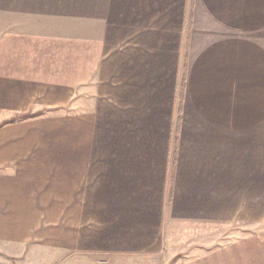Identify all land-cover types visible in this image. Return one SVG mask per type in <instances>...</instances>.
Listing matches in <instances>:
<instances>
[{
	"label": "crops",
	"instance_id": "0c3cea01",
	"mask_svg": "<svg viewBox=\"0 0 264 264\" xmlns=\"http://www.w3.org/2000/svg\"><path fill=\"white\" fill-rule=\"evenodd\" d=\"M0 247L264 264V0H0Z\"/></svg>",
	"mask_w": 264,
	"mask_h": 264
},
{
	"label": "rangeland",
	"instance_id": "374dc122",
	"mask_svg": "<svg viewBox=\"0 0 264 264\" xmlns=\"http://www.w3.org/2000/svg\"><path fill=\"white\" fill-rule=\"evenodd\" d=\"M231 227V226H230ZM227 227H223V229H220L219 230V237H216V238H214V240H213V244H218L219 242L220 243H223L222 241H224L225 242V240H227L228 239V235L226 236H223L226 232H227ZM215 234H217L216 232H215ZM220 238V239H219ZM197 244H200V243H197ZM10 251V250H9ZM13 256V257H12ZM15 256L14 255H12V254H9V252L5 249V248H2V247H0V264H21L18 260L17 261H15L14 258ZM25 259V257L23 258V260ZM173 261H175V260H173ZM25 262V261H24ZM26 262L27 263H30L31 261H30V257L29 258H27L26 259ZM172 263V262H171ZM23 264V263H22Z\"/></svg>",
	"mask_w": 264,
	"mask_h": 264
}]
</instances>
